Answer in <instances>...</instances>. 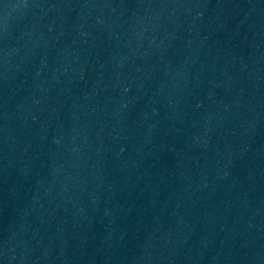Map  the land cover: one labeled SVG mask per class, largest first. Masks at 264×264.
Instances as JSON below:
<instances>
[{
  "label": "water",
  "instance_id": "1",
  "mask_svg": "<svg viewBox=\"0 0 264 264\" xmlns=\"http://www.w3.org/2000/svg\"><path fill=\"white\" fill-rule=\"evenodd\" d=\"M0 264H264V0H0Z\"/></svg>",
  "mask_w": 264,
  "mask_h": 264
}]
</instances>
